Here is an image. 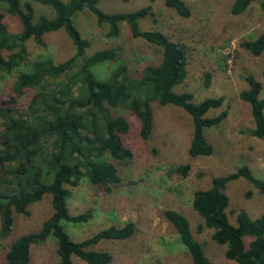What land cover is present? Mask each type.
<instances>
[{
    "label": "trees",
    "instance_id": "16d2710c",
    "mask_svg": "<svg viewBox=\"0 0 264 264\" xmlns=\"http://www.w3.org/2000/svg\"><path fill=\"white\" fill-rule=\"evenodd\" d=\"M254 1L235 0L231 12L242 14ZM34 2L50 6L54 16H36ZM164 3L182 17L192 14L186 0ZM3 7L7 14L19 19L21 29L12 31L6 13L0 10V73L23 69L12 92H0V238L12 235L16 214H29V206L46 194L52 196L53 206L52 214L38 230L12 240L6 261L29 264L33 246L52 236L57 241L56 264H75L74 257L88 264H113L115 255L95 246L102 241L131 238L137 224L132 220L121 226L113 224L83 240H75L64 222L87 223L93 212H70L71 189L67 185L77 187L87 177L91 183L110 190V184L121 181V168L115 162L127 163L132 157V150L125 142L131 124L122 110L140 119V134L149 139L155 126V104L183 108L193 119L190 158L211 155L215 148L207 138L206 129L220 125L227 111L215 116L207 114L222 107L225 96L196 102L191 91L176 90L188 74L189 49L160 28H142L141 22L146 18L158 23L151 4L129 11H107L98 0H0V8ZM86 10L96 17L99 26L107 27L108 38H119L122 25L126 24L134 37L143 38L157 49L159 60L133 71L115 46L89 53L93 42L82 35L76 22V17ZM62 29L75 46L74 55L58 63L29 56V40L44 45L47 33ZM240 45L255 56L264 54V32L254 39L243 40ZM108 62L118 64L102 77L95 68ZM245 79L248 88L241 91L240 97L251 105L254 120L251 134L264 138L263 84L252 73H247ZM55 80L59 81L55 83ZM191 170L190 163L174 167L182 177H187ZM239 178L249 180L264 194V179L255 175L248 164L214 177L209 188L194 191L192 205L203 218L198 230L211 229L213 240L225 246V257L230 261L264 264V213L253 217L242 209L236 211L235 223L230 220V198L225 191L229 182ZM251 192H246L248 198ZM164 216L176 228L193 264H215L195 237L185 214L166 209Z\"/></svg>",
    "mask_w": 264,
    "mask_h": 264
},
{
    "label": "rangeland",
    "instance_id": "374dc122",
    "mask_svg": "<svg viewBox=\"0 0 264 264\" xmlns=\"http://www.w3.org/2000/svg\"><path fill=\"white\" fill-rule=\"evenodd\" d=\"M98 1L107 11H129L151 4L158 23L146 18L141 22L142 28H160L189 49L188 74L176 90L191 91L196 102L206 97L225 96L223 106L211 109L207 115L215 116L225 110L227 117L220 125L206 129L214 153L190 158L188 149L193 119L183 108L155 104V126L149 139L140 134V119L130 111L122 110L131 124L125 142L132 150L129 162H115L121 168L122 179L117 184H110V190L91 183L87 177L82 178L77 187L67 185L71 189L70 212L79 214L92 210L93 216L89 222L80 225L64 222L65 228L80 241L105 227L121 226L132 220L137 224V231L131 238L102 241L95 246L98 250L111 251L116 258L113 264H193L176 228L164 216L166 209H176L188 217L195 237L203 244L212 262L237 264L225 257V246L213 240L211 229L198 230L203 218L193 208L192 199L195 190L209 188L214 177L233 172L243 164H248L255 175L264 179V138L251 134L254 127L251 105L240 97L241 91L248 88L245 75L252 73L263 84L261 97L264 98V54L255 56L240 45L243 40L254 39L264 32V0L254 1L239 15L231 12L235 0H186L192 9L189 17L178 15L165 5V0ZM34 5L36 16H54L50 6L38 2ZM0 10L6 13L4 7ZM6 21L12 31L21 29L18 18L6 13ZM76 22L82 35L93 42L89 53L115 46L133 71L159 60L157 49L143 38L134 37L126 24L122 25L121 36L111 39L106 36L107 27L99 26L89 10L80 13ZM44 41V45L33 39L27 42L32 59L49 58L58 63L75 53V46L64 29L47 33ZM117 64L108 62L95 70L106 77ZM22 69L0 73V92H12ZM31 95L32 91L26 98ZM182 163L192 165L187 177L174 171V167ZM248 191H252L249 198L246 196ZM225 192L230 198L228 213L232 222L235 223L238 210L244 209L253 217L264 213V194L249 180H232ZM28 210L29 214H16L12 235L0 238V264H8L6 251L12 240L38 230L52 214V196L46 194ZM57 260V241L51 236L33 246L29 264H56ZM74 262L88 264L78 257H74Z\"/></svg>",
    "mask_w": 264,
    "mask_h": 264
}]
</instances>
